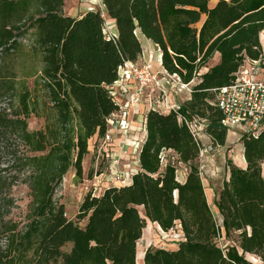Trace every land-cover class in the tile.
Segmentation results:
<instances>
[{
	"label": "trees",
	"instance_id": "trees-1",
	"mask_svg": "<svg viewBox=\"0 0 264 264\" xmlns=\"http://www.w3.org/2000/svg\"><path fill=\"white\" fill-rule=\"evenodd\" d=\"M64 2L0 0V60L21 54L34 29L33 50L42 66L26 76L43 88L51 110L43 129L29 130L39 96L22 81L18 109L0 111V142H18L0 143L7 156L0 168V264H137L147 221L164 231L179 224L184 240L177 249L148 247L143 264H252L246 254L264 264V130L257 137L241 134L245 167L227 160L228 177L214 200L218 226L198 169L202 139L179 116L206 120L203 136L227 150L229 130L212 90L229 84L246 60L263 59L264 0H218L212 7L210 0H102V11L77 17L64 13ZM103 11L115 20L117 36L105 35ZM141 36L160 50L168 73L197 83L180 111L146 113L140 169L131 184L87 191L75 221L55 193L71 169L76 181L83 180L90 139L105 135L106 118L119 108L109 86L120 66L144 52ZM216 53L220 60L209 68ZM15 77L0 66V96L15 91ZM166 149L188 166L183 182L171 164L162 169ZM22 185L29 202L17 215L14 191ZM234 232L238 243L223 250L216 237Z\"/></svg>",
	"mask_w": 264,
	"mask_h": 264
},
{
	"label": "built area",
	"instance_id": "built-area-1",
	"mask_svg": "<svg viewBox=\"0 0 264 264\" xmlns=\"http://www.w3.org/2000/svg\"><path fill=\"white\" fill-rule=\"evenodd\" d=\"M104 20L103 31L105 35L109 38L117 36L111 31L108 21L105 18ZM144 53L136 61H126L119 67L117 79L109 86L113 100L119 108L106 118L107 131L105 135L102 138H96L93 142L96 160L94 179L106 175L105 178L112 185L115 181L127 184L128 180H131L139 170L137 166L138 153L146 138V113L151 109L162 113L178 112L183 102L173 99L172 96L181 93L191 95L192 92V83H184L177 74H170L163 67L153 70L150 64L154 59V52L147 50V60L142 59ZM261 61L246 60L229 84L212 90V103L221 110L223 114L222 124L229 131L238 127L242 134L257 137L264 130V65ZM140 106H143V110H140ZM179 116L187 124L194 137L201 140L206 120L200 117L189 119L181 114ZM134 129L141 132L142 136L131 138L130 134ZM118 134L121 135L119 143H132L133 145L134 159H132L131 168L128 171L121 168V153L114 149ZM221 150L222 146L219 144L212 141H208L207 144L203 142L197 159L198 169L202 177L205 173L204 157L211 153L220 154ZM103 159L107 160L108 163L105 171L101 166ZM161 163L164 167L171 164L176 168L179 182L185 180L188 166L180 161L175 151L163 150ZM179 167H183L182 173L179 172ZM86 190L100 194L104 188L99 183H93ZM216 220L218 226L221 225L220 216ZM178 225L168 230L167 233L171 235L174 232L176 238L181 242L184 240V234ZM175 228H178V231ZM173 238L175 237L173 236ZM222 239H224V235L218 234L216 237L217 244ZM226 249L227 247H223V250Z\"/></svg>",
	"mask_w": 264,
	"mask_h": 264
},
{
	"label": "rangeland",
	"instance_id": "rangeland-1",
	"mask_svg": "<svg viewBox=\"0 0 264 264\" xmlns=\"http://www.w3.org/2000/svg\"><path fill=\"white\" fill-rule=\"evenodd\" d=\"M218 0H210L209 5L210 7L214 6L217 3ZM87 9H100L101 11L104 9L102 0H65L63 11L66 15L70 16H79L83 12H85ZM104 18L108 21L109 27L111 28V22L109 19V16L103 11ZM201 23L198 24V26ZM263 47V59L262 63L264 65V42H262ZM23 45V52L21 54L15 56L14 58H11L10 56L3 58L0 60V66L3 73H10L14 72L16 74V88L13 93H10L5 96H0V111L6 110L8 113H12L18 109V92L21 90L20 82L26 81V85L30 88L32 93H36L37 96H39V108H38V115L35 116L34 114L30 116L28 121V128L29 130H38L43 129L46 124V116L50 115L51 110L49 106V101L45 95V92L43 91V88L41 86L35 87L34 84V78L28 77L26 75L27 72L31 71L32 66H36L37 68H41L42 61H41V55L35 54V50H33L34 45V29L30 30L28 36H26V39L22 41ZM155 56V55H154ZM155 59V57H154ZM153 59V60H154ZM211 64H214V58L210 60L209 64L207 66H210ZM203 71V70H202ZM197 83V79L192 82L193 84ZM12 94V95H11ZM50 111V112H49ZM230 134V141L228 142L231 146V151L224 150L222 148L220 154L218 153H211L204 157V177L203 181L207 188V181L210 180V178L216 177L217 181H215L217 186H220L222 183V180L226 178V175L224 173V170H228L226 168V163L228 159H231L234 164L238 165L240 163L238 161L239 158H242L239 151V138L242 134L240 128L236 127L233 130L229 131ZM202 142L204 144H207L208 139L202 136ZM0 143H18L14 140H3ZM93 142H89V153L92 151V154L89 156L87 155L84 158L83 164L86 169V176H83V180L76 181V178L74 177V169H71L64 177L62 184L57 189L55 193V198L59 200L60 202L63 201L66 203V213L68 217H74V220L77 221V215H75L77 211V204L83 197L85 196L87 187L90 188L93 183H99V177L97 179H94L95 173L93 172L94 176H88L89 173H92V170L96 167V160H95V154H94V147ZM137 155V154H134ZM238 155V156H237ZM237 158V159H236ZM7 156L3 153H0V168L5 166L7 164ZM131 159L133 158V154H131ZM102 169L105 171L107 169L108 163L107 160L103 159L101 160ZM164 166L162 165V169ZM183 167H179V172L182 173ZM263 175H264V165H263ZM102 176V175H101ZM106 176V175H105ZM104 176V177H105ZM93 179L94 182H88L87 180ZM99 179V180H98ZM86 180V181H85ZM104 188V187H103ZM29 190L26 186H19L15 188L14 194L18 197V204L19 207L14 209V214L16 212L17 215H19L20 212L24 213L26 210V205L29 202ZM209 203L213 208L214 214L216 219H219V213L216 211L213 203L211 202L209 198ZM141 213L143 214V209L139 208ZM87 219H84L79 222L80 225H84ZM154 227V226H153ZM149 229L152 231V240L146 241V236L141 238L143 240L138 241L137 243V249L138 246L143 244L144 250L150 246L152 247H164L167 249H173L176 247V244H179V240L174 235V232L170 234L164 233L163 230H157V232L153 231L152 225L150 222L147 223L145 230ZM173 236L175 238H173ZM178 240V242L176 241ZM239 239V233L234 232L231 234L230 237H224L222 241L218 243L220 247H227L230 245H236L238 243ZM177 242V243H176ZM71 247V244H68L64 249L69 250ZM137 257V256H136ZM144 257V256H143ZM246 258L251 261L252 264H263V262L257 257H249L248 254H246ZM136 262L138 264V260L136 259ZM144 263V259L142 260V264ZM57 264H61V262H58Z\"/></svg>",
	"mask_w": 264,
	"mask_h": 264
},
{
	"label": "crops",
	"instance_id": "crops-1",
	"mask_svg": "<svg viewBox=\"0 0 264 264\" xmlns=\"http://www.w3.org/2000/svg\"><path fill=\"white\" fill-rule=\"evenodd\" d=\"M88 10H90V9H87L86 11H88ZM85 12H83L82 14H84ZM72 17H77V16L74 15ZM109 19H110V22H111L112 32L117 35L118 34V30H117V27H116L115 20L114 19H111L110 17H109ZM140 40L142 42V45L144 46V49L146 50V51H144L145 53H144L142 59L143 58H145L146 60L148 59L147 58V56H148L147 50L153 51L154 52V55H155L154 56L155 59L151 62L150 66L152 67L153 70L161 69V67H162V63H161V52L156 48V46L154 45V43L151 40L147 39L146 37L141 36L140 37ZM219 60H220V54L219 53H216V55L214 57V64H211L209 66V68L212 67V66H214L215 64H217L219 62ZM207 69L208 68H206L205 70H207ZM172 98L182 103L185 100L189 99L190 98V95H187L185 93H181V94L176 95L174 97L172 96ZM140 110H143V106H140ZM134 124H136V123H134ZM137 136H140L141 137L142 136V133L139 132L138 130H135L134 129L131 132L130 137L131 138H133V137L135 138ZM119 138H121V135L120 134L116 135V143H114V149L118 153L119 152L121 153V162H120L121 168H124L126 171H128L131 168V161H132L131 154L133 152V145H132V143H124V144L119 143ZM95 139H96V137L91 138L90 139V142H94ZM229 141H230V134H228L227 144H226V149H227L228 152L231 151L230 150L231 149V146L228 143ZM238 143H239L240 155L244 159V148H243V144H242L241 141H238ZM93 146H94V144H93ZM90 152L91 153H88L89 156L92 154V151H90ZM244 162H245V159H244ZM137 164L139 165V166L138 165L137 166L140 169L139 159H138V163ZM238 166L245 167L246 166V162H245V165L238 164ZM93 172H94V170H92V175L94 176ZM224 173H225L226 177H228L227 171L224 170ZM86 174H87V172H86L85 166L83 164V176L85 177ZM104 176L105 175H102V176L99 177L100 180L98 179L99 182H100V184H101V186H102V188L104 187V190L107 189V188H109V187H111V186H119V185L122 184V182L115 181L114 184L112 185ZM224 180H222V183L220 184V186H217L216 183H215V181H217V178L216 177L210 178V180L207 181V188L205 186L206 195H207L208 201H209V198H210V200L213 203V205H214V200L217 198L218 192H219V190H220V188H221ZM87 181L88 182H94L95 180L90 179V180H87ZM131 182H132V179L131 180H128L127 184H131ZM81 201H82V199L77 204V211H76L75 215H77V213H78V209H79V205H80ZM61 202L65 204V207L67 206L65 202H63V201H61ZM69 218L70 219H74V217H69ZM148 222H150V221H147V223ZM150 224L152 225V228H153V231L154 232H157V230H160L159 229L160 226L158 225V223H152V222H150ZM154 228H156L157 230H155ZM175 229L178 231V228H175ZM161 230H163V229L161 228ZM164 233L167 234V231H164ZM152 234L153 233H152L151 230H149L148 228L145 230V228H144L142 238L146 236L145 237L146 238V241H150L153 238L152 237ZM140 240H143V239H140ZM177 248H178V244H176V247L173 248V249H177Z\"/></svg>",
	"mask_w": 264,
	"mask_h": 264
},
{
	"label": "bare ground",
	"instance_id": "bare-ground-1",
	"mask_svg": "<svg viewBox=\"0 0 264 264\" xmlns=\"http://www.w3.org/2000/svg\"><path fill=\"white\" fill-rule=\"evenodd\" d=\"M260 38H261V41L264 42V30L260 33ZM238 156V155H237ZM237 159V158H236ZM238 161L240 163H242L243 165H245V162H244V159L243 158H239ZM139 166V165H138ZM159 227V226H158ZM159 229H161L159 227ZM143 244L140 243V245L138 246V249H137V260H138V264H142V260L144 259V254H145V250H144V247L142 246ZM249 257H253L254 255L252 254H248Z\"/></svg>",
	"mask_w": 264,
	"mask_h": 264
},
{
	"label": "water",
	"instance_id": "water-1",
	"mask_svg": "<svg viewBox=\"0 0 264 264\" xmlns=\"http://www.w3.org/2000/svg\"><path fill=\"white\" fill-rule=\"evenodd\" d=\"M260 40H261V38H260Z\"/></svg>",
	"mask_w": 264,
	"mask_h": 264
}]
</instances>
